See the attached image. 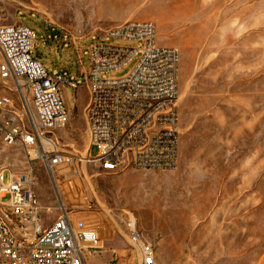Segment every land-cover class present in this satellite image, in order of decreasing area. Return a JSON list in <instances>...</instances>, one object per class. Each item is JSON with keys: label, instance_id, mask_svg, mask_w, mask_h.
<instances>
[{"label": "rangeland", "instance_id": "1", "mask_svg": "<svg viewBox=\"0 0 264 264\" xmlns=\"http://www.w3.org/2000/svg\"><path fill=\"white\" fill-rule=\"evenodd\" d=\"M128 21L152 23L156 44L178 51L175 168L113 174L79 162L80 178H62L58 196L43 163L0 138L4 184L29 176L50 221L59 214V198L71 209L90 200L95 213L110 211L108 219L74 213L98 226L104 243L86 264L120 262L115 250H130L128 214L153 244L157 264H264V0H0V25L34 30L32 54L47 73L79 79L76 89L60 86L73 108L65 129L49 136L57 151L81 157L89 148L87 48ZM136 60L105 77L127 75ZM9 86L1 93L13 100L15 114L7 117L26 121L25 106ZM89 153L95 157L96 147Z\"/></svg>", "mask_w": 264, "mask_h": 264}, {"label": "built area", "instance_id": "2", "mask_svg": "<svg viewBox=\"0 0 264 264\" xmlns=\"http://www.w3.org/2000/svg\"><path fill=\"white\" fill-rule=\"evenodd\" d=\"M155 35L152 23L128 21L88 46L90 67L85 82L89 99L85 119L89 148L81 157L57 151L49 136L69 123L60 86L76 89L79 79L70 80L58 71L47 73L32 54L36 34L30 27L21 23L0 25V138L4 144L18 145L30 158L41 161L58 196L62 178H80L79 162L113 174L127 169L175 168L179 55L174 48L158 46ZM106 37L129 45L106 42ZM137 43L140 46H134ZM134 59L136 63L127 75L105 77L122 71ZM11 84L28 112L26 121L18 116L14 120L7 117L13 113V100L1 92L9 91ZM92 146L97 149L95 157L89 153ZM5 198L8 200L4 203ZM95 208L96 204L89 200L71 209L59 198L57 218L45 224L29 176L10 177L4 184L1 173L0 264H86V256L101 253L104 243L99 227L76 219L74 213L108 219L110 211L100 214L94 212ZM109 219L113 224L119 221ZM123 224L136 264H157L155 248L139 230L135 217L126 215ZM109 264L118 262L113 259Z\"/></svg>", "mask_w": 264, "mask_h": 264}, {"label": "crops", "instance_id": "3", "mask_svg": "<svg viewBox=\"0 0 264 264\" xmlns=\"http://www.w3.org/2000/svg\"><path fill=\"white\" fill-rule=\"evenodd\" d=\"M88 93H89V90H88ZM63 101H64V104H65V106H66V108H67V110L69 112V115H70V109L69 108H73V107H71L67 103V101H65V100H63ZM39 204H40V207H41L40 213H41V215H42V217L44 219L45 224H51L53 221H50V220L45 218V215H44L45 214V207L43 206L42 203H40V201H39ZM114 253L116 254V257L118 256L120 258L119 259L120 262H118V264H136V262L132 259V257L134 256V253H133V251L131 249L130 250H127V249L115 250ZM85 262H86V260H85Z\"/></svg>", "mask_w": 264, "mask_h": 264}, {"label": "water", "instance_id": "4", "mask_svg": "<svg viewBox=\"0 0 264 264\" xmlns=\"http://www.w3.org/2000/svg\"><path fill=\"white\" fill-rule=\"evenodd\" d=\"M36 56L38 57V54Z\"/></svg>", "mask_w": 264, "mask_h": 264}]
</instances>
